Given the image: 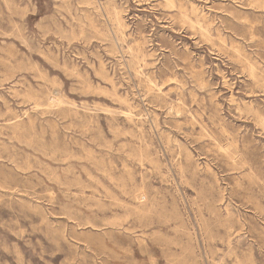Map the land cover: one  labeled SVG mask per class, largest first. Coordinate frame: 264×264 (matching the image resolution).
I'll return each instance as SVG.
<instances>
[{"label": "rangeland", "instance_id": "374dc122", "mask_svg": "<svg viewBox=\"0 0 264 264\" xmlns=\"http://www.w3.org/2000/svg\"><path fill=\"white\" fill-rule=\"evenodd\" d=\"M0 264H264V0H0Z\"/></svg>", "mask_w": 264, "mask_h": 264}, {"label": "bare ground", "instance_id": "6f19581e", "mask_svg": "<svg viewBox=\"0 0 264 264\" xmlns=\"http://www.w3.org/2000/svg\"><path fill=\"white\" fill-rule=\"evenodd\" d=\"M262 2V1H261ZM260 3V2H259ZM254 6V5H253ZM260 8H261V6H260ZM259 8V9H260ZM179 10V9H178ZM183 10V9H182ZM119 25V24H118ZM181 25V24H180ZM183 25V24H182ZM202 30V29H201ZM201 36V35H200ZM139 49H140V46H139ZM143 63V62H142ZM247 63V62H246ZM141 71V70H140ZM149 82V81H148ZM146 84V83H145ZM261 90V89H260ZM124 114V113H123ZM131 115V114H130ZM130 121V120H129ZM32 124V123H31Z\"/></svg>", "mask_w": 264, "mask_h": 264}]
</instances>
